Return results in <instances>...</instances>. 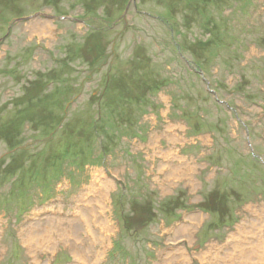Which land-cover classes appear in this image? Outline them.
Returning a JSON list of instances; mask_svg holds the SVG:
<instances>
[{
    "label": "rangeland",
    "instance_id": "rangeland-1",
    "mask_svg": "<svg viewBox=\"0 0 264 264\" xmlns=\"http://www.w3.org/2000/svg\"><path fill=\"white\" fill-rule=\"evenodd\" d=\"M43 1L0 0L6 23L30 16L0 22V264H264L255 243L240 252L242 232L234 233L264 219V102L243 93L246 84L264 91V0L242 13L245 0H195L190 11L172 0H123L112 15L97 4L92 18L85 0ZM196 25L212 30L207 40ZM230 25L236 36L245 31L235 52L232 41L214 44ZM100 53L104 68L90 74ZM56 68L70 86L73 69L85 79L69 104L49 93L58 79L35 76ZM101 94L111 107L94 101ZM36 169L35 178L23 174ZM80 199L92 203L86 212ZM144 204L145 212L132 207ZM217 243H228V258Z\"/></svg>",
    "mask_w": 264,
    "mask_h": 264
},
{
    "label": "trees",
    "instance_id": "trees-1",
    "mask_svg": "<svg viewBox=\"0 0 264 264\" xmlns=\"http://www.w3.org/2000/svg\"><path fill=\"white\" fill-rule=\"evenodd\" d=\"M198 1H204V0H198ZM219 1H221V0H216V2H219ZM122 2H123V0H85V1H82L80 3V5L83 7V9H84L83 11H84L85 15L91 17V16H93L91 12H97V4L100 6V9H103L104 8L100 4L104 5L105 8L108 9V11H107V12H109L108 15H112L111 14L112 9H114V10H118L119 9L120 10V8L123 7ZM194 3H195V0H182V1L181 0H172L170 2V6L173 9V7L175 5H178V6L182 7V10L183 11H186V8H188V10L190 11L191 10V7L194 5ZM243 6H246V2L243 4ZM170 12H172V11H170ZM172 14L175 15L173 12H172ZM209 31H210V29H209ZM230 31H231L230 28H228L227 30L224 31L225 32L226 40H228V39L231 38V34L230 35H226V33H229ZM98 34H99L100 37L102 36L101 33H98ZM217 42H218V44L215 47H217V46L218 47H221L220 46V43L221 42L219 40ZM100 55H101V53L97 56V60H98V61H96V67L97 68L101 67L103 65V62H104V59H102V58H104L105 55L102 54L103 55L102 58L99 59ZM196 65H198V67H197L198 69H201L202 68L199 64L196 63ZM96 71H97L96 69L89 67L90 74H93ZM72 77L74 79H73V81L71 83V86H70V82H69L70 81V78L69 77H67L66 79L65 78H62V81L61 80L56 81V82H58V84L55 87V90H56L55 96H59V97H62V98H63V96H66L70 100V93H73L74 90H76V86L79 88V91L74 92V94L75 93H78L77 95H75V97L79 95V93L81 91L80 82L77 79V76H72ZM53 78L56 79L55 77H53ZM105 79H108V76L104 77L103 80H105ZM117 98H119L118 95H117ZM96 100L98 102H100V103L102 102L105 105L110 106V105H108L109 99L106 98V96H103L102 97V94L99 97L94 98V101H96ZM127 102H128V104H130V101L129 100ZM118 110H119V113H120L118 115V117L120 118V121L122 122V116L124 114V111H122L119 107H118ZM81 121L82 120L79 121L80 122L79 123V126H80V124H82L83 126H85V125L88 124V118L86 120H83V123H81ZM97 121H96V124H97ZM98 123H100V120H99ZM66 128H63V129L66 130ZM79 129L80 128H78V130ZM116 132H117V130H116ZM78 135H79V133L77 131V136ZM73 146L75 148V152L77 151L76 154L79 153V150H83V148H84L83 145H81V142H80V144H78V145L77 144H74Z\"/></svg>",
    "mask_w": 264,
    "mask_h": 264
},
{
    "label": "bare ground",
    "instance_id": "bare-ground-1",
    "mask_svg": "<svg viewBox=\"0 0 264 264\" xmlns=\"http://www.w3.org/2000/svg\"><path fill=\"white\" fill-rule=\"evenodd\" d=\"M103 187H105V186H103ZM104 190H103V188H102V190H101V192H100V195H101V197H100V199L99 200H101L102 202L103 201H105V198H104ZM82 197V196H81ZM79 201V200H78ZM80 201H81V199H80ZM83 203H85V202H83V201H81V204H80V208H81V211H83V212H86V210H87V208H89V206H90V203L88 202V204H83ZM92 204V203H91ZM99 204H101V202H99ZM86 205V206H85ZM254 209L252 210V212H251V216H253L254 215ZM196 216V215H195ZM90 219L91 218H89L88 220H87V223L90 221ZM196 220H197V218H195ZM253 221H254V219H252L251 221H249L248 223H247V225H244V223H242V224H240V226L239 227H237L236 226V233H240V232H244L245 233V235H246V237L247 238H249V239H247L246 240V242H241L240 244L243 246L242 248H241V250H240V252H242L243 251V249H244V246L245 245H247V246H251V244L252 243H255L256 244V246L258 247V251L262 254V253H264V242H260V241H255L254 242V240L253 241H251V239H250V237H251V235H253V234H257L260 238H263L264 239V236H261L260 235V232L262 231V228H264V225L263 226H260V228H261V230L259 231L258 229H260V228H258V226L260 225V223L261 222H264V219L263 220H260V221H258V224H254L253 223ZM105 225H107V223H105ZM255 232H259V233H255ZM235 233V234H236ZM247 233H250L249 235L247 234ZM181 234V230H177L176 232H175V235H180ZM190 234V233H189ZM189 236V235H188ZM234 235H232L231 237L233 238L232 240L233 241H235L236 240V238L235 237H233ZM176 238V237H175ZM235 243V242H234ZM247 243H249V244H247ZM228 244V243H227ZM227 244H225V245H223V246H218V245H215V246H213V247H215L216 248V250H217V248L218 247H221L220 249H218L219 251H220V254L223 256L224 254H223V251H224V253H225V255H226V257L228 258V247H227ZM239 244V245H240ZM238 245V246H239ZM235 247V246H234ZM234 247H233V251L234 252H237V253H239V251L238 250H235L234 249ZM81 253V252H80ZM82 255V254H81ZM81 255H80V257H81ZM256 257H252L253 259H259V255L258 254H254ZM264 256V255H263ZM79 257V256H78ZM82 258V257H81ZM238 259H240V262L242 261V262H245V260H246V258L243 256V255H241V256H239L238 255ZM241 259H243V260H241ZM82 260V259H81ZM229 260V259H228ZM82 262H85V261H82ZM241 262V263H242ZM264 262V261H263ZM250 263V262H249ZM245 264H248V262H245ZM251 264V263H250Z\"/></svg>",
    "mask_w": 264,
    "mask_h": 264
}]
</instances>
